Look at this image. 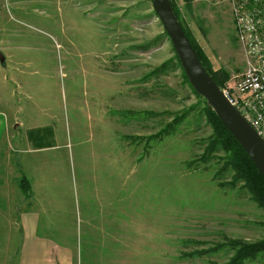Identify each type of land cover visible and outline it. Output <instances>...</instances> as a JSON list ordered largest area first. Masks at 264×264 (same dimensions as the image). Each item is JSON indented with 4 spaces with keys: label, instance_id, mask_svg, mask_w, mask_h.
Listing matches in <instances>:
<instances>
[{
    "label": "rangeland",
    "instance_id": "obj_1",
    "mask_svg": "<svg viewBox=\"0 0 264 264\" xmlns=\"http://www.w3.org/2000/svg\"><path fill=\"white\" fill-rule=\"evenodd\" d=\"M171 1L209 69L223 71V84L231 83L246 57L227 3ZM0 13V21L17 31L12 47L18 60L29 63L15 67L21 70L18 112L23 115V93L30 94L39 104L38 123H48L37 132L52 128L59 135L62 127L69 140H84L92 129L82 105L89 95L80 93L116 100L110 137L118 157L117 220L126 224L117 226L114 240L94 241L91 233L79 239L76 226L75 264H224L233 252L228 239L264 236V211L241 183L229 182L228 152L206 119L204 98L185 80L150 0H0ZM98 43L102 60L93 51ZM106 57L110 61L101 64ZM0 92L5 98L6 89ZM93 124L107 129L103 120ZM242 264H264V255Z\"/></svg>",
    "mask_w": 264,
    "mask_h": 264
},
{
    "label": "crops",
    "instance_id": "obj_2",
    "mask_svg": "<svg viewBox=\"0 0 264 264\" xmlns=\"http://www.w3.org/2000/svg\"><path fill=\"white\" fill-rule=\"evenodd\" d=\"M224 1L231 14L230 1ZM16 35L13 25L0 21V89L7 91L5 98L0 92V264H75L76 226L79 239L81 233H91L94 241L114 240L117 226L126 224L117 220L118 157L116 140L110 137L111 110L116 130V100L105 95L101 102L91 91L80 93L89 95L82 105L92 129L84 133V140H69L62 127L57 128L59 135L52 128L37 132L49 127L38 123L39 104L30 94L23 93L26 101L23 115L19 113L18 74L29 63L18 60L12 47ZM95 50L102 60L99 43ZM109 61L106 57L100 62ZM97 119L103 120L106 130L98 125L93 129Z\"/></svg>",
    "mask_w": 264,
    "mask_h": 264
},
{
    "label": "water",
    "instance_id": "obj_3",
    "mask_svg": "<svg viewBox=\"0 0 264 264\" xmlns=\"http://www.w3.org/2000/svg\"><path fill=\"white\" fill-rule=\"evenodd\" d=\"M150 1L189 85L196 94L204 98L220 123L239 144L264 178V140L256 134L235 107L229 103L208 75L175 18L169 0ZM1 59L2 55H0Z\"/></svg>",
    "mask_w": 264,
    "mask_h": 264
},
{
    "label": "built area",
    "instance_id": "obj_4",
    "mask_svg": "<svg viewBox=\"0 0 264 264\" xmlns=\"http://www.w3.org/2000/svg\"><path fill=\"white\" fill-rule=\"evenodd\" d=\"M245 68L219 87L245 121L264 140V0H229Z\"/></svg>",
    "mask_w": 264,
    "mask_h": 264
},
{
    "label": "trees",
    "instance_id": "obj_5",
    "mask_svg": "<svg viewBox=\"0 0 264 264\" xmlns=\"http://www.w3.org/2000/svg\"><path fill=\"white\" fill-rule=\"evenodd\" d=\"M190 1L191 0H183L185 5H188ZM169 2L172 8V12L175 18L178 20L177 11L175 10V7L172 1L169 0ZM179 24L183 32L185 33L188 41L190 42L200 63L202 64V66L204 67L208 75L211 77V79L215 82V84L221 87L223 84V81L226 79V74L220 70L212 71L211 69H209L207 58L202 52L200 46L191 38L189 31H187L181 25L180 22ZM174 58L179 64L175 53H174ZM184 78L187 81L185 75H184ZM204 103H205L206 119L208 123L210 124L213 130V133L215 134V137L219 141L221 148L224 151L228 152L225 163L230 167L232 171L231 179L229 182L241 183V186H243L249 193L251 200L254 201L256 205L259 206L264 211V178L255 168V166L250 161V159L247 157V155L242 150V148L239 146V144L233 139V137L229 134V132L220 123L215 113L207 105L205 100H204ZM20 183H22V179L20 180ZM21 186H22V189H24L23 185ZM24 187L25 189H27V186L25 183H24ZM227 244H228V247L233 252L224 264H242L244 260L254 257L259 252H261L264 255V236L261 239L256 240L254 242H243L240 240L228 239Z\"/></svg>",
    "mask_w": 264,
    "mask_h": 264
}]
</instances>
